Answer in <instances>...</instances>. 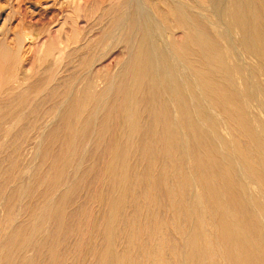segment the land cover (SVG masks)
<instances>
[{
  "label": "rangeland",
  "instance_id": "374dc122",
  "mask_svg": "<svg viewBox=\"0 0 264 264\" xmlns=\"http://www.w3.org/2000/svg\"><path fill=\"white\" fill-rule=\"evenodd\" d=\"M234 1L0 0V264H102L107 247L111 264H228L219 247L234 232L264 264V70L252 35L264 2ZM68 109L65 151L48 134ZM202 173L222 198L213 209ZM223 176L241 207L227 204Z\"/></svg>",
  "mask_w": 264,
  "mask_h": 264
},
{
  "label": "bare ground",
  "instance_id": "6f19581e",
  "mask_svg": "<svg viewBox=\"0 0 264 264\" xmlns=\"http://www.w3.org/2000/svg\"><path fill=\"white\" fill-rule=\"evenodd\" d=\"M237 1V0H236ZM236 1H234L232 4H234ZM239 1V0H238ZM242 3L241 4H243V2H244V4L243 5H245V3L247 2V0H246V2L245 1H242V0H240ZM260 1V0H259ZM255 2H256V0H255ZM263 2H264V0H263ZM262 2V0H261V2H259V3H263ZM139 3H141V2H139ZM179 3V2H178ZM238 3V2H237ZM229 4H231V3H229ZM231 4V5H232ZM236 4V3H235ZM247 4V3H246ZM248 4H250L249 3V1H248ZM231 5L229 6L230 8H231ZM239 5V4H238ZM254 5V4H253ZM260 5V4H259ZM259 5H257V7H255V9H254V13L252 14V15H260V12H261V9L263 10V6H262V8H259L258 6ZM233 6V5H232ZM256 6V5H255ZM240 7H242V6H240ZM244 7V6H243ZM242 7V8H243ZM247 7V6H246ZM251 8H252V6H250ZM254 7V6H253ZM260 7H261V5H260ZM230 8H228L230 11H231V9ZM233 8V7H232ZM237 8V6L234 8V9H236ZM175 10L176 9H174L173 8V11L175 12ZM244 10H245V8H244ZM247 10H248V7H247ZM249 10H251V9H249ZM236 11H238V9H236ZM177 12V11H176ZM229 12V11H228ZM233 13H235L234 12V10L232 11ZM264 12V11H263ZM143 13V12H142ZM227 13V12H226ZM225 13V14H226ZM229 13H231V12H229ZM242 13H244V11L242 12ZM235 14H237V12L235 13ZM240 14H241V12H240ZM249 14H250V11H248V14H247V17L249 16ZM264 15V14H263ZM262 15V17H264ZM234 15L232 14L230 17L232 18ZM244 16H245V13H244ZM147 17V16H146ZM227 17H228V14H227ZM235 17H237V18H239L238 16H235ZM234 17V18H235ZM250 17H251V19H252V16L250 15ZM257 17V16H256ZM261 17V18H262ZM230 18V19H231ZM233 18V20H235ZM243 18H246V16L245 17H243ZM242 18V19H243ZM129 19V18H128ZM221 19V18H220ZM241 19V20H242ZM249 19V18H248ZM251 19L249 20V23H250V21H251ZM241 20H240V22H241ZM263 20H264V18H263ZM260 21L261 23H263L264 21ZM242 21H244V20H242ZM246 21H247V19H246ZM245 21V22H246ZM230 22V21H229ZM257 22H258V20H257ZM231 23V22H230ZM253 23V22H252ZM239 24V25H238ZM238 27L239 26H241L242 25V22L241 23H239L238 22ZM241 24V25H240ZM246 24H248V23H246ZM256 24H258V23H256ZM264 24V23H263ZM248 25H250V24H248ZM125 26V25H124ZM244 26V25H243ZM237 27V26H236ZM246 27V26H245ZM249 28V27H248ZM251 28V27H250ZM112 29V28H111ZM241 29V28H240ZM232 30H233V28H232ZM238 30V29H237ZM241 30H244L243 28L241 29ZM239 31V30H238ZM250 31V30H249ZM248 31V32H249ZM230 32V31H229ZM251 32V31H250ZM241 33L242 32H240V35H241ZM245 33H246V30H245ZM252 35H254L255 37H256V39L259 41V43L258 44H260L259 45V47H257V50H255L257 53L255 54V55H259V57L263 60V62H262V70H264V27L263 26H261V25H257V26H255L253 29H252ZM233 34V33H232ZM235 35V34H234ZM240 35H238L239 36V38H240ZM251 35V34H250ZM242 36V35H241ZM248 36V35H247ZM194 36L192 35V38H193ZM195 37H196V35H195ZM195 37H194V39H195ZM235 37H237V36H235ZM252 37V36H251ZM254 37V38H255ZM239 38H236V39H239ZM197 39V38H196ZM242 39V38H241ZM196 41V40H195ZM257 42V41H256ZM197 45H199V43H196ZM200 46H202V45H199V47ZM205 46V45H204ZM112 47V46H111ZM6 48V47H5ZM256 49V48H255ZM139 51H141V54H139V56L141 55H143L142 53H144L145 52V50L144 49H141V50H139ZM197 51V50H196ZM104 52V51H103ZM188 52V51H187ZM242 52H244V51H242ZM146 53V52H145ZM255 53V52H254ZM188 54V53H187ZM190 54V53H189ZM140 56V57H141ZM144 56V55H143ZM143 56L141 57V58H143ZM258 57V58H259ZM98 58V57H97ZM179 59H180V57H179ZM178 59V60H179ZM183 60H181L180 62H182ZM157 63V62H156ZM184 65V64H183ZM254 67V66H253ZM138 68H140V67H138ZM192 68V67H191ZM91 69V68H90ZM136 69V68H135ZM188 69V67L186 68V70ZM193 69V68H192ZM194 70V69H193ZM192 70V71H193ZM197 70V69H196ZM136 71V70H135ZM139 71V70H138ZM188 71V70H187ZM198 71H200V69L199 70H197V71H193V72H198ZM141 72H142V70H141ZM189 72V71H188ZM193 72H190V75H191V73H193ZM133 73V72H132ZM131 73V74H132ZM136 74H138L137 72H135ZM143 73V72H142ZM196 73H194L196 76H197V74L199 75V72L196 74ZM139 74H141L140 72H139ZM144 74V73H143ZM201 74V73H200ZM203 74H205V73H203ZM135 74H133V77H135L134 76ZM189 75V74H188ZM137 76V75H136ZM203 76H205V75H203ZM190 77V76H189ZM138 78V77H137ZM199 79H200V76H199ZM198 79V77H197V79H195V80H199ZM202 79H204V78H202ZM214 79V78H213ZM178 80V79H177ZM207 80H208V78H207ZM206 80V81H207ZM200 81V80H199ZM205 81V82H206ZM216 81V80H215ZM197 81H195V83H196ZM201 82H203V81H200L199 83H201ZM214 82V81H213ZM135 83H137V82H135ZM194 83V82H193ZM195 83H194V85H195ZM207 84H208V82H206ZM178 84V83H177ZM215 84V83H214ZM213 83H212V85H214ZM211 85V84H210ZM119 86H121V85H119ZM122 86H123V83H122ZM121 86V87H122ZM198 86V85H197ZM199 86H200V84H199ZM202 86V85H201ZM200 86V87H201ZM209 86V85H208ZM121 87H119V88H121ZM126 87V86H125ZM196 87V86H195ZM217 87H219V85L217 86ZM123 88V87H122ZM197 88H199V87H197ZM196 88V89H197ZM208 88V87H207ZM214 88H215V86H214ZM202 89V88H201ZM211 89V88H210ZM217 89V88H216ZM215 89V90H216ZM197 90H199V89H197ZM203 90V89H202ZM202 90H199V91H202ZM220 90V89H219ZM121 91H122V89H121ZM125 91H127V90H125ZM207 91V90H206ZM212 91H213V89H212ZM217 91V90H216ZM223 91V90H222ZM198 92V91H197ZM219 92V91H218ZM225 92H229V91H224V93ZM203 93H205V92H203ZM203 93L201 92V94L203 95ZM215 93V92H214ZM217 93V92H216ZM120 94H121V92H120ZM212 94V93H211ZM220 94H222L221 93V91H220ZM233 94V93H232ZM201 95V96H202ZM207 95V93H205V96ZM213 95V94H212ZM215 95V94H214ZM224 95V94H223ZM222 95V96H223ZM58 96V95H57ZM209 96V95H208ZM208 96H206V97H208ZM216 96V95H215ZM220 96V95H219ZM224 96H226V93H225V95ZM236 96V95H235ZM212 97V96H211ZM228 97V96H227ZM13 98V97H12ZM221 98V97H220ZM231 98L233 99V95H231ZM231 98H230V100H231ZM48 99V98H47ZM193 99V98H192ZM206 100L205 101H207L208 102V99H209V97H208V99L207 98H205ZM216 99H217V97H216ZM50 100V99H49ZM66 100H68V99H66ZM210 100V99H209ZM212 100H214L213 98H212ZM218 100V99H217ZM216 100V101H217ZM221 100H223L222 98L220 99V101ZM226 100V99H225ZM227 100H228V98H227ZM229 100V101H230ZM234 100L236 101V99L234 98ZM215 101V100H214ZM219 101V100H218ZM229 101H226V102H228V104L230 103ZM232 101V100H231ZM234 101V102H235ZM75 102V101H74ZM134 102V101H133ZM140 102V101H139ZM192 102V101H191ZM225 101H224V103H226ZM42 103V102H41ZM85 103V99L84 100H82V103L80 104V105H83ZM214 103H216V102H214ZM223 103V104H224ZM75 104V103H74ZM222 104V105H223ZM232 105V104H231ZM70 106V105H69ZM75 106H77V105H75ZM99 106V105H98ZM143 106V105H142ZM177 106V105H176ZM212 106V105H211ZM221 106V105H220ZM220 106H219V108H220ZM225 106H227V105H224V107ZM58 107V106H57ZM212 107H214V106H212ZM228 107H229V105H228ZM3 108V107H2ZM66 108V107H65ZM73 108V107H72ZM31 109V108H30ZM75 109V108H74ZM124 109V108H123ZM218 108H215V110H217ZM221 109V108H220ZM225 109H226V107H225ZM59 110V109H58ZM77 110V109H76ZM117 110V109H116ZM179 111H180V109H178ZM66 111V110H65ZM179 111H178V113H179ZM221 111H223V109L221 110ZM228 111V110H227ZM90 112V111H89ZM214 112V111H213ZM217 112L219 113L220 112V110L218 109L217 110ZM57 113V112H56ZM79 114V113H78ZM177 114V113H176ZM175 114V115H176ZM228 114V113H227ZM232 114V113H231ZM231 114H229V115H231ZM223 115V114H222ZM50 116H51V114H50ZM177 116V115H176ZM233 116H234V114H233ZM232 116V117H233ZM75 116H74V112H73V110H70V109H68L67 110V112L65 113V115H64V117H63V119H62V123H61V126L58 128V129H53V130H51L50 132H49V137H51L50 139H54L55 137H57V134H60V136L57 138L59 141H60V148H63L65 151H67L69 148H71L72 147V140H73V138L71 139V137H69V133L71 132V131H75L74 129H75V127H74V124H75V118H74ZM223 117V116H222ZM226 117V116H225ZM232 117H230V118H232ZM238 117H240V116H238ZM177 118H178V116H177ZM234 118H235V116H234ZM242 118H244L243 116H242ZM241 118V119H242ZM179 119V118H178ZM221 120V119H220ZM227 120V119H226ZM243 120V119H242ZM235 121V120H234ZM237 121V120H236ZM245 121V120H244ZM226 122V121H225ZM178 123H179V121H178ZM227 123V122H226ZM239 123H241V122H239ZM246 123V122H245ZM244 123V124H245ZM179 125V124H178ZM246 125V124H245ZM180 126H181V124H180ZM104 127V126H103ZM103 127H101V132L102 133H104V128ZM215 128H216V126H215ZM83 131V130H82ZM198 134V133H197ZM97 139V138H96ZM236 141V140H235ZM48 142H50V141H48ZM184 142V141H183ZM260 142V141H259ZM261 143H264V142H262L261 141ZM172 144H174V143H172ZM238 145V144H237ZM51 146V145H50ZM58 146V145H57ZM170 146H172L171 144H170ZM174 146H175V144H174ZM259 146H260V143H259ZM264 146V145H263ZM262 146V147H263ZM178 147V146H177ZM242 147V146H241ZM247 147H248V145H247ZM257 147V146H256ZM234 148V147H233ZM238 148V147H237ZM264 148V147H263ZM177 149V148H176ZM176 149H175V152H176ZM179 149V148H178ZM250 149V148H249ZM236 150H238V149H236ZM258 150H260V147H259V149ZM261 150H263V149H261ZM169 151H171V150H169ZM178 151L179 150H177V152L176 153H178ZM190 151H191V149H190ZM189 151V152H190ZM239 151V150H238ZM248 151H250V150H247V151H245V152H248ZM193 153H194V151H192ZM241 151H239V153H240ZM261 152V151H260ZM171 153H173V151L171 152ZM251 153V152H250ZM250 153H248V154H250ZM254 152L252 151V154H253ZM263 153V152H262ZM190 154H192V153H190ZM252 154H250L249 156L250 157H252ZM193 155V154H192ZM192 155H190V156H192ZM195 155V154H194ZM241 155L243 156L244 155V153H240V157H241ZM264 155V154H263ZM194 157V156H193ZM193 157H192V159H193ZM245 157V156H244ZM116 158H117V154H116V152H115V155H114V157H113V162H111L112 163V166H114V164L116 163ZM178 158H180V157H178ZM242 158V157H241ZM247 158H248V156H247ZM247 158H246V160H247ZM253 158H255L254 157V155H253ZM243 159V158H242ZM250 159V158H249ZM248 159V160H249ZM262 159H263V157H262ZM15 160V159H14ZM56 160H58V159H56ZM119 160V159H118ZM248 160H247V162H248ZM55 161V160H54ZM241 162H243V160H240ZM245 161V160H244ZM251 161H253V159H250V162ZM238 162V161H237ZM239 163V162H238ZM244 163V162H243ZM242 163V164H243ZM246 163V162H245ZM241 164V163H240ZM241 164V165H242ZM255 164V163H254ZM247 165V164H246ZM246 165H244V166H246ZM248 166H249V164H248ZM255 167H256V165H254ZM237 167H239V165H237ZM180 168V167H179ZM241 168V167H240ZM249 168H250V170H251V166H249ZM246 169H247V167H246ZM205 170V169H204ZM239 170V169H238ZM243 170H245V169H243ZM242 170V171H243ZM257 171H258V169H256ZM249 171V170H248ZM249 172H251V171H249ZM199 173V175H200V177H201V172H198ZM204 173V172H203ZM203 173H202V176H203ZM208 173V172H207ZM252 173H253V171H252ZM183 174V173H182ZM182 174H181V176H182ZM205 174H206V171H205ZM204 174V175H205ZM248 175H249V173H248ZM251 175V174H250ZM57 176V175H56ZM56 176H54V177H52V176H50V177H48L47 178V180L49 181V183L50 184H53L55 181H56ZM208 176V175H207ZM183 177V179H184V176H182ZM182 177H181V179H182ZM198 177V176H197ZM204 177L205 176H203L202 177V179H204ZM224 177V176H223ZM193 178V177H192ZM199 178V177H198ZM207 178V177H206ZM231 178V177H230ZM247 178V177H246ZM259 178V177H258ZM262 178V177H261ZM194 179V178H193ZM193 179H192V186H193V184H194V181H193ZM196 179V178H195ZM200 179V178H199ZM199 179H198V181H199ZM200 180V186H201V189H199V190H201L203 193H204V196H206L207 198H206V203H207V205H208V207L209 208H212L213 209V207H214V204H217V203H222L221 201V197H219L220 195H218L217 194V190L215 191L214 190V188H213V186H211V184H210V182L209 181H207V180H205V181H203V180ZM197 180V179H196ZM256 180V179H255ZM181 181V180H180ZM180 181H179V183H180ZM197 181V182H198ZM258 181V180H257ZM208 182V183H207ZM222 182H223V185H222V191H223V197L224 198H226V200H227V204L229 205V206H231V207H237V206H240L241 204H243L242 203V201L240 200V198L235 194V192H236V190L234 191V184H233V182L229 179V178H226V177H224L223 179H222ZM181 183L184 185V187L185 186H188V181H181ZM258 183V182H257ZM261 183V182H260ZM259 183V184H260ZM195 184H196V182H195ZM255 184V183H254ZM263 184H264V182H263ZM183 185H180L181 187H183ZM198 185V186H199ZM190 187H191V185H189ZM258 186V185H257ZM180 187V188H181ZM255 187V186H254ZM262 187H263V185H262ZM186 188V187H185ZM194 188V187H193ZM59 189V188H58ZM236 189V188H235ZM256 189V188H255ZM261 189V188H260ZM129 190V189H128ZM196 190H197V188H196ZM195 190V191H196ZM198 191V190H197ZM221 191V192H222ZM264 192V191H263ZM197 194H201V192L200 193H197ZM221 194V193H220ZM181 195H183V194H181ZM176 196H177V194H176ZM178 196H180V194L178 195ZM202 196V195H201ZM262 197H263V194L261 195ZM180 197H182V196H180ZM201 198H203V197H201ZM200 198V199H201ZM203 200V199H202ZM202 200H200V201H202ZM264 200V199H263ZM215 201V202H214ZM225 204V203H224ZM223 207V206H222ZM241 207V206H240ZM223 209H225V208H223ZM55 217H56V220L59 222L60 221V219H62V217H63V214H62V212H61V210H57L56 212H55ZM263 218V217H262ZM264 219V218H263ZM147 222V221H146ZM228 224H229V222H226V223H224V222H222L221 223V228H226V227H228ZM257 225H255V227H256ZM252 233H254V238H253V243H257L256 245L257 246H259V244H260V240L258 239V238H260L259 236H257V234H258V230H257V228H255V229H253V231H252ZM201 234H204V236L206 237V243H205V252H204V254L207 256V258H210L211 257V259L213 258V256H216L217 257V255L215 254V252L217 253V246L215 245V243L213 242H211L210 241V235H209V233L205 230L203 233H201ZM200 235V234H199ZM224 236V235H223ZM222 236V237H223ZM189 242V241H188ZM188 245V244H187ZM250 245H251V240L249 239V237H247V235H244V234H242V233H240V232H234V234H233V236H232V238H230L229 239V242L222 248L221 246L219 247L220 249V251H222V253H227V260H228V264H256L255 263V257L253 256V254H252V252H251V249H250ZM18 246V245H17ZM201 250V249H200ZM196 255H197V253H196V251L194 250V249H191V251H190V253H189V257H190V259H194L195 257H196ZM103 257H104V262L102 263V264H111L113 261H114V257H113V255H112V252H111V250H110V248L109 247H107V248H105L104 250H103ZM263 257H264V255H263ZM177 258L179 259V257L177 256ZM122 259L123 260H125L126 259V257H122ZM187 259V258H186ZM261 260V259H260ZM180 261V260H179ZM187 261H188V259H187ZM175 262V261H174ZM189 262V261H188ZM180 263V262H179ZM152 264H159V262H158V260L157 259H155L153 262H152Z\"/></svg>",
  "mask_w": 264,
  "mask_h": 264
}]
</instances>
